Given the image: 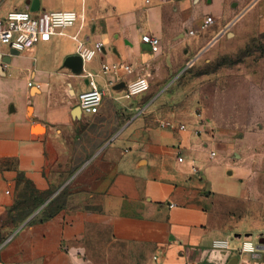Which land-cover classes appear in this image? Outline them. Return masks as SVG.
<instances>
[{
    "label": "crops",
    "instance_id": "crops-1",
    "mask_svg": "<svg viewBox=\"0 0 264 264\" xmlns=\"http://www.w3.org/2000/svg\"><path fill=\"white\" fill-rule=\"evenodd\" d=\"M33 1L0 0V18L31 12ZM39 5L33 14L73 11L84 20L29 52L0 51V264H228L238 258L244 237L232 241L212 226V200L238 197L219 183L220 166L201 163L202 152L210 160L218 156L213 143L195 120L169 117L153 125L150 113L164 104L150 105V93L162 94L217 43L264 26V0ZM208 17L215 23L201 31ZM146 35L160 45L144 43ZM98 42L103 52L84 64L82 77L64 67L80 43L94 49ZM104 64L131 71L105 74ZM87 73L104 95L96 115L75 112L80 94L90 90ZM141 77L151 85L145 94L127 98L116 89ZM226 170L245 188L239 164ZM220 241L230 250L215 248Z\"/></svg>",
    "mask_w": 264,
    "mask_h": 264
},
{
    "label": "rangeland",
    "instance_id": "rangeland-1",
    "mask_svg": "<svg viewBox=\"0 0 264 264\" xmlns=\"http://www.w3.org/2000/svg\"><path fill=\"white\" fill-rule=\"evenodd\" d=\"M248 27L247 37L217 43L162 94L150 93V105L159 99L164 104L150 118L153 125L169 117L195 120L218 155L210 160L209 153L202 152L201 163L220 166L224 175L219 183L238 196L212 200V226L231 235L232 241L239 234H253L258 246V237L264 241V26ZM229 163L244 169L245 188L228 175Z\"/></svg>",
    "mask_w": 264,
    "mask_h": 264
},
{
    "label": "built area",
    "instance_id": "built-area-1",
    "mask_svg": "<svg viewBox=\"0 0 264 264\" xmlns=\"http://www.w3.org/2000/svg\"><path fill=\"white\" fill-rule=\"evenodd\" d=\"M84 15L73 11H43L37 15L30 11L15 10L10 12L5 17L0 18V51L4 46H8L11 50L18 53L31 51L39 42L49 41L53 36L63 35V32L75 26L78 21H83ZM215 23L213 17H208L201 25L200 30L205 31ZM195 35L194 31L189 33ZM143 42L149 44L153 49L160 45V40L152 38L148 35L143 37ZM104 45L101 42L95 44L94 49L86 48L80 43L78 46V56L83 60V63L91 62L97 55L102 54ZM124 69L130 72L131 68L124 65H103V72L118 73ZM93 73L85 74L89 81L90 90L80 94L78 104L83 113L98 114L104 102V95L98 89L93 81ZM31 86V84H30ZM125 94L127 98H133L147 93L150 90V82L147 78L141 77L126 85ZM164 127L170 129H178L185 132V125H176L173 122H166ZM213 157L216 153L212 154ZM180 157L179 161L183 162ZM195 173L197 168H193ZM214 247L222 250H230L229 242H215ZM237 264H264V258H258V246L255 245L253 239H244L241 247L237 250ZM244 256H250L251 259H246ZM264 256V255H262ZM157 261V258H154Z\"/></svg>",
    "mask_w": 264,
    "mask_h": 264
},
{
    "label": "water",
    "instance_id": "water-1",
    "mask_svg": "<svg viewBox=\"0 0 264 264\" xmlns=\"http://www.w3.org/2000/svg\"><path fill=\"white\" fill-rule=\"evenodd\" d=\"M39 6H40L39 0H34L32 4V8H31V12H38ZM14 54H18V52L14 51ZM191 65L192 63L189 64V66ZM64 67L71 70L74 76L82 77L84 75V63H83L82 58L78 55L67 58L64 64ZM126 87L127 86L125 83H121L117 86L116 89L125 90ZM80 111L82 112L80 107H77L75 110L76 114H79ZM229 175H232V172H229ZM242 237H244V239L251 240L253 239V234L238 235L237 238L240 239ZM258 251H259L258 258H261V257L264 258V256H262L264 252V241L261 239V237H258ZM237 263H238V258H233L232 260H230L228 264H237Z\"/></svg>",
    "mask_w": 264,
    "mask_h": 264
}]
</instances>
